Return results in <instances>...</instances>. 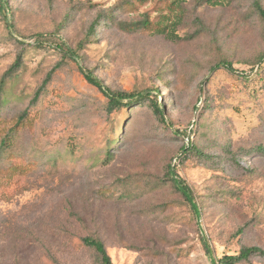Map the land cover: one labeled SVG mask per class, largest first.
Segmentation results:
<instances>
[{"label":"rangeland","instance_id":"374dc122","mask_svg":"<svg viewBox=\"0 0 264 264\" xmlns=\"http://www.w3.org/2000/svg\"><path fill=\"white\" fill-rule=\"evenodd\" d=\"M5 1L13 33L0 17V78L22 61L0 100V264H98L84 237L111 264L264 250V23L253 0ZM58 44L111 90L149 98L107 112ZM223 61L233 73L211 71Z\"/></svg>","mask_w":264,"mask_h":264},{"label":"trees","instance_id":"16d2710c","mask_svg":"<svg viewBox=\"0 0 264 264\" xmlns=\"http://www.w3.org/2000/svg\"><path fill=\"white\" fill-rule=\"evenodd\" d=\"M206 3L214 5L215 2H212V0H203ZM252 8L254 13L259 17V19L264 23V8L261 4L260 0H253L252 2ZM8 4L5 0H0V17L5 24L9 34L13 33L12 25L10 24L9 18H8ZM55 49L59 51L61 54V57L63 59H67L73 63H75L78 67V70L83 75L85 81L95 87L100 94L106 99V110L109 113H112L113 111H119L123 109L130 108L133 105H137L139 102L143 101L145 98H149V95L151 91L149 90H137L133 89L132 91L128 92H122V91H114L111 90L109 87L103 85L90 71L85 70L79 66V58L76 52L71 50L67 45L65 44H58L55 46ZM21 61L22 56L18 55L15 59L14 63L9 67V69L3 74V76L0 78V100H1V94L2 90L5 86V84L12 80L15 76H17V71L21 67ZM223 69L229 73H233L234 69L232 68L231 63L229 62H220L213 66L211 68V71L220 70ZM49 75V74H48ZM47 75V77H49ZM48 79V78H46ZM45 83V82H44ZM42 89V88H41ZM42 90H37L33 96L32 101H36L38 96L40 95V92ZM153 112H155L160 117L163 114V111L157 106L155 103H151ZM24 114L19 117L18 123H20L24 119ZM1 145H6V139L0 140ZM187 151L191 150L194 151L197 154L199 153L198 149L193 146V144H189L187 146ZM185 150V151H186ZM186 151V152H187ZM185 152V153H186ZM169 181L173 187L174 190H176L184 202L189 206L190 210L194 214L195 217H200V209L198 204L195 201V198L193 196V192L189 188V186L177 176L174 166H168V172ZM82 244L91 249L97 256L98 264H111L110 258L106 253L105 247L103 243L92 237H84L81 239ZM203 248L207 251L208 255H210V251L208 250L207 243L203 240L202 241ZM253 255H259L264 256V250H261L259 248L250 247V248H243L240 250V252L236 255H224L219 260H216L213 258L211 260L212 264H239L242 262H247L248 259Z\"/></svg>","mask_w":264,"mask_h":264}]
</instances>
